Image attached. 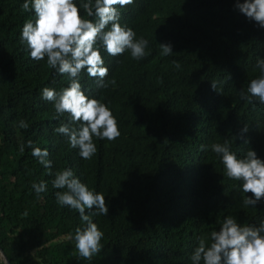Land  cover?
<instances>
[{"label":"trees","instance_id":"trees-1","mask_svg":"<svg viewBox=\"0 0 264 264\" xmlns=\"http://www.w3.org/2000/svg\"><path fill=\"white\" fill-rule=\"evenodd\" d=\"M23 2L0 0V248L10 264H191L198 238L219 230L226 216L240 224L264 219V200L243 207V196L252 194L225 176L210 147L228 140L238 157L251 147L264 159V107L239 97L260 75L264 29L235 10V0H134L120 8V23L149 41L150 54L137 61L101 49L106 79L116 80L106 89L81 72L86 94L109 106L121 131L114 142L95 140L97 153L88 161L54 132L68 117L55 119L41 90H59L69 80L46 59L32 60L20 42L24 22L35 18L21 10ZM158 43H171L173 54L162 56ZM20 119L27 130L18 128ZM244 125L249 144L234 138ZM29 139L48 149L53 173L71 167L105 195L109 215L92 216L103 248L91 261L74 254L68 238L84 226L79 213L57 204L62 190L31 149L19 151ZM41 180L47 191L37 197L31 185Z\"/></svg>","mask_w":264,"mask_h":264},{"label":"clouds","instance_id":"clouds-1","mask_svg":"<svg viewBox=\"0 0 264 264\" xmlns=\"http://www.w3.org/2000/svg\"><path fill=\"white\" fill-rule=\"evenodd\" d=\"M134 0H24L23 12H34V20L28 19L22 26L20 42L26 45L28 55L36 62L46 59V66L60 76H66L69 84L59 90L44 87L41 98L53 104L54 117L59 120L67 116V122L61 121L54 132L68 138L71 149H77L78 155L88 161L97 153L95 140L114 142L121 136L118 121L112 110L102 99L86 94L80 82V74L86 71L90 78L96 79L98 89L115 86L116 80H107L109 68L101 53L118 57L126 52L133 60H143L150 54L149 41L143 36L137 38L136 32L122 25L120 8L132 5ZM235 10L258 28L264 29V0H235ZM90 19H86L81 14ZM160 54L164 57L173 54L171 43H158ZM176 69L182 67L177 60L172 61ZM255 68L258 78L248 82L247 89L241 88L239 97L247 103L264 107V58L258 57ZM226 79H231L227 75ZM212 90L218 91L219 82L212 80ZM14 126L15 122H14ZM18 128L27 130L29 123L20 119ZM248 132L244 125L239 136L243 140ZM25 146L31 149V155L53 176L52 186L56 191L58 205L79 213L83 227H76L74 235L75 253L81 259L91 261L103 248V231L92 216L109 215V206L102 192L90 190L74 173L71 167L52 172V161L46 148L36 146L31 140L26 145L20 143L21 153ZM202 150L204 146L202 145ZM215 153L224 166L225 176L240 181L243 207L257 208L264 200V159L251 147L243 157L231 150L230 142L212 143ZM32 190L37 197L47 191L43 180L33 181ZM86 209L89 210L86 213ZM95 209L94 212L91 210ZM27 211L23 213L27 216ZM191 264H264V219L258 224H240L234 216L228 215L221 222L219 230H213L209 236H200L197 246L190 256Z\"/></svg>","mask_w":264,"mask_h":264},{"label":"water","instance_id":"water-1","mask_svg":"<svg viewBox=\"0 0 264 264\" xmlns=\"http://www.w3.org/2000/svg\"><path fill=\"white\" fill-rule=\"evenodd\" d=\"M0 259L2 260L3 264H10L7 257L5 256L4 252L0 248Z\"/></svg>","mask_w":264,"mask_h":264},{"label":"built area","instance_id":"built-area-1","mask_svg":"<svg viewBox=\"0 0 264 264\" xmlns=\"http://www.w3.org/2000/svg\"><path fill=\"white\" fill-rule=\"evenodd\" d=\"M0 264H3L2 260L0 259Z\"/></svg>","mask_w":264,"mask_h":264}]
</instances>
